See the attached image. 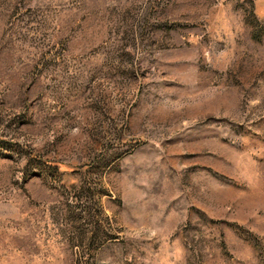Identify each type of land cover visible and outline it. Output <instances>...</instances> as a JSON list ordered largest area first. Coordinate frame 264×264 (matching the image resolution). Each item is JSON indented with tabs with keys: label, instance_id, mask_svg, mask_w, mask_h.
Masks as SVG:
<instances>
[{
	"label": "rangeland",
	"instance_id": "374dc122",
	"mask_svg": "<svg viewBox=\"0 0 264 264\" xmlns=\"http://www.w3.org/2000/svg\"><path fill=\"white\" fill-rule=\"evenodd\" d=\"M0 264H264V0H0Z\"/></svg>",
	"mask_w": 264,
	"mask_h": 264
}]
</instances>
